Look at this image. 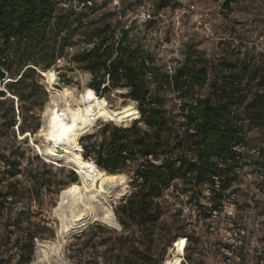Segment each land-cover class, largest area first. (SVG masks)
<instances>
[{
  "label": "trees",
  "instance_id": "1",
  "mask_svg": "<svg viewBox=\"0 0 264 264\" xmlns=\"http://www.w3.org/2000/svg\"><path fill=\"white\" fill-rule=\"evenodd\" d=\"M93 1L0 0V105L9 94L21 102L29 99L15 88L37 84L40 73L66 59V52L76 46L73 37L81 35L88 48L76 52L70 63L91 76L88 88L99 97L111 90L126 91L124 98L130 100L131 112L140 115L130 127L109 123L80 140L84 158L92 159L107 174V180L97 183L98 191L114 181L124 185L126 175L129 179L132 192L117 213L113 210L108 224L120 228L116 218L120 215L125 229L157 225L162 218L158 201L172 189L189 195L196 206L201 199L207 200L208 215L221 212L254 150L249 132L264 134V69L252 67L245 79V72L236 64L225 62L220 68L201 56L198 60L187 58L169 74L158 66L153 54L131 38V29L105 25L94 32H78L73 26L74 10L58 13L62 4L85 8ZM168 7L166 0H158L156 12ZM154 21L145 23L152 27ZM60 79L67 86L73 83L67 74ZM168 97L176 100L170 106ZM4 127L2 124L0 131ZM18 130L32 135L39 126L21 123ZM259 153L264 157V148ZM0 163L8 168L0 178L1 225L3 217L34 192L11 182L22 175L19 163L1 156ZM259 165L264 177V164ZM70 176L76 182L75 174ZM30 178L34 185L42 180L39 174L31 173ZM119 193L120 198L125 196V191ZM27 211L18 210L12 225L15 230L0 238V264L14 259V255L8 256L12 249L18 251L15 264H31L36 241L38 246H46L39 230L22 229ZM3 248L8 251L5 256ZM245 251L243 246L231 250L238 259L235 264L264 262V250L253 256Z\"/></svg>",
  "mask_w": 264,
  "mask_h": 264
},
{
  "label": "rangeland",
  "instance_id": "2",
  "mask_svg": "<svg viewBox=\"0 0 264 264\" xmlns=\"http://www.w3.org/2000/svg\"><path fill=\"white\" fill-rule=\"evenodd\" d=\"M166 1L169 7L164 11L165 19L154 21L152 27L137 11L142 5L158 10V0H94L85 8H77L73 3L62 4L58 13L74 10L73 26L78 28V32H94L105 25L131 29V38L153 54L158 66L169 74H173L187 58L198 60L201 56L220 68L225 62L236 64L245 72V79L252 67L264 69V0H183L195 6V10L185 16L174 12L182 0ZM72 40L76 46L66 52V59L58 61L49 70L57 74L53 87L48 86L42 76L30 88H15L17 93L29 99L21 102L9 94L8 100L0 105V126H6L0 131V156L20 164L22 175L11 182H19V187L34 192L32 197L19 201L13 213L3 217L0 238L15 230L12 225L18 210L29 209L22 229L39 230L46 244L45 247L39 244L38 259L63 241L62 264H235L238 259L231 250L237 247L243 246L251 256L264 250V177L259 165L264 164V157L259 153V149L264 148V134L256 130L249 132L254 150L249 152L247 163L238 173V181L224 201L221 212L208 215L210 204L207 200L201 199L200 205L196 206L189 195H181L172 189L158 201L162 218L157 225H131L125 229L119 221L120 215H116L120 226L116 228L108 224L112 221L113 210L117 213L132 192L126 175L125 186L114 181L108 188L101 187L100 213L103 214L107 208L111 212L110 218L98 219L71 237L64 234L59 210L60 194L80 179L77 171L62 159L59 163L46 157L47 131L51 123L45 119L44 113L51 101H63L61 94L66 88L73 93L71 100L76 102L87 91H92L88 88L91 76L70 63V58L88 45L81 35H75ZM63 74L73 80L70 86L62 83L60 76ZM250 86L253 88L254 84ZM125 94L126 91L120 90L106 94L104 98L108 101L109 110L118 115L131 112L133 107L128 104L130 100L124 98ZM175 101L168 97L167 105ZM136 121L139 119L128 127ZM21 123L29 127L38 125L39 132L32 134L33 138L21 136L18 130ZM12 124L15 126L10 127ZM106 124L109 122L97 120L90 132L79 137L78 143L82 137L97 132ZM33 143L42 149V154ZM79 153L84 160L94 162L84 158L82 146ZM6 169L7 166L0 163V178ZM71 172L75 174L76 182L72 181ZM31 173L39 174L42 180L34 185ZM102 176L104 180L108 179L103 170ZM6 184L2 183V186ZM177 185L182 188L181 183ZM119 190L125 191L124 197L120 198ZM180 241V247L176 249L175 242ZM6 250L2 249L3 256L7 254ZM35 253L36 247L31 264H38ZM16 254L18 251L15 249L9 251L8 256L14 255V259L4 264H15Z\"/></svg>",
  "mask_w": 264,
  "mask_h": 264
},
{
  "label": "bare ground",
  "instance_id": "3",
  "mask_svg": "<svg viewBox=\"0 0 264 264\" xmlns=\"http://www.w3.org/2000/svg\"><path fill=\"white\" fill-rule=\"evenodd\" d=\"M42 73L45 76L46 84L53 87L57 82L56 72ZM72 95L73 93L66 88L61 94L63 101L60 103L51 101L44 113L45 119L51 123L50 129L47 131L46 157L59 163V160L62 159L63 163L77 171L80 179L79 183L63 190L60 194L59 210L62 228L67 237L77 234L92 222L101 218L108 219L111 215L107 208L105 211L103 210V214L100 213L102 193L96 189V185L103 178L102 169L95 162L86 161L80 155L79 137L90 132L94 123L99 119L124 127H128L131 122L140 119V115L135 112L118 115L109 110L107 99L98 98L92 91H87L79 102L71 100ZM24 135L33 138L30 133L21 134V136ZM34 143L33 145L36 146ZM36 147L42 154V149L39 146ZM58 148H61L62 151H59ZM64 243L63 241L59 242L55 249L50 253L43 254L36 262L38 264H62L61 250ZM175 243V248L179 249L181 241Z\"/></svg>",
  "mask_w": 264,
  "mask_h": 264
},
{
  "label": "built area",
  "instance_id": "4",
  "mask_svg": "<svg viewBox=\"0 0 264 264\" xmlns=\"http://www.w3.org/2000/svg\"><path fill=\"white\" fill-rule=\"evenodd\" d=\"M195 10V6L193 4H190L188 1H181V4L174 10L175 14L185 16L189 13L193 12ZM142 19L147 21L152 20H163L165 19L164 12H156L154 10H151L149 6L142 5L137 11Z\"/></svg>",
  "mask_w": 264,
  "mask_h": 264
},
{
  "label": "water",
  "instance_id": "5",
  "mask_svg": "<svg viewBox=\"0 0 264 264\" xmlns=\"http://www.w3.org/2000/svg\"><path fill=\"white\" fill-rule=\"evenodd\" d=\"M40 74H41L43 77H45L43 73H40ZM58 150H59V151H62L61 148H58ZM79 182H80V181H78V182H76V183H79ZM37 246H38V241H36V248H37Z\"/></svg>",
  "mask_w": 264,
  "mask_h": 264
}]
</instances>
